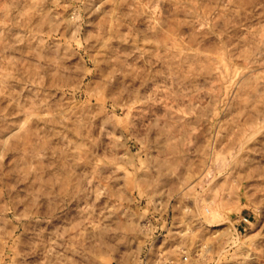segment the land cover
I'll use <instances>...</instances> for the list:
<instances>
[{
    "label": "rangeland",
    "instance_id": "obj_1",
    "mask_svg": "<svg viewBox=\"0 0 264 264\" xmlns=\"http://www.w3.org/2000/svg\"><path fill=\"white\" fill-rule=\"evenodd\" d=\"M0 50V264H264V0H0Z\"/></svg>",
    "mask_w": 264,
    "mask_h": 264
},
{
    "label": "bare ground",
    "instance_id": "obj_2",
    "mask_svg": "<svg viewBox=\"0 0 264 264\" xmlns=\"http://www.w3.org/2000/svg\"><path fill=\"white\" fill-rule=\"evenodd\" d=\"M3 46L1 45V48H2ZM1 51V50H0ZM108 60V59H107ZM110 67V66H109ZM112 67V66H111ZM112 75V74H111ZM9 135V134H8Z\"/></svg>",
    "mask_w": 264,
    "mask_h": 264
}]
</instances>
